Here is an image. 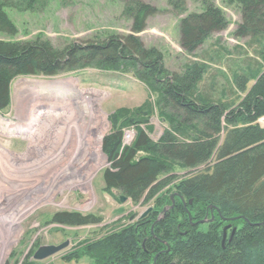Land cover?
I'll return each mask as SVG.
<instances>
[{
	"label": "trees",
	"instance_id": "trees-1",
	"mask_svg": "<svg viewBox=\"0 0 264 264\" xmlns=\"http://www.w3.org/2000/svg\"><path fill=\"white\" fill-rule=\"evenodd\" d=\"M198 1L203 10L186 13L187 0H169L177 15L187 14L180 18V44L188 53L228 26L218 6L210 0ZM229 1L237 3L241 12L235 35L248 38L259 58L241 64L234 74V86L245 93L237 105L200 88L205 62L192 61L182 73L172 72L158 50L144 45L138 34L158 10L143 0L124 2L123 16L132 22L127 35L63 48L42 37L27 42L0 40V112L10 105L11 84L18 76L52 77L87 67L128 68L155 94L159 114L169 124L159 141L138 130L136 140L126 146L123 128L114 123L103 140L111 166L103 179L105 192L114 196L117 191L137 203L149 202L175 186L174 206L158 219L159 207L173 202L167 197L166 204L157 205L135 224L87 243L82 254L71 253L68 260L85 254L95 264H152L153 260L154 264H264V127L258 122L264 117V0ZM9 2L0 0V33L14 36L18 30L6 12ZM19 2L27 7L47 4V0ZM251 81L254 84L247 89ZM149 108L153 106L146 102L132 111L121 109L116 116L141 124L147 122L141 116ZM140 152L146 155L137 157ZM176 168L187 172L180 176ZM91 218L78 213L55 217L72 224Z\"/></svg>",
	"mask_w": 264,
	"mask_h": 264
},
{
	"label": "rangeland",
	"instance_id": "rangeland-1",
	"mask_svg": "<svg viewBox=\"0 0 264 264\" xmlns=\"http://www.w3.org/2000/svg\"><path fill=\"white\" fill-rule=\"evenodd\" d=\"M143 1L158 10L138 34L144 45L158 50L165 68L172 72L182 73L184 65L192 61L205 62L200 88L237 105L245 93L234 86V74L241 64L259 62L249 39L235 35L241 22L237 3L210 0L222 10L228 26L188 53L180 44V18L202 11V1L187 0L183 16L175 13L169 0ZM124 2L47 0L44 6L27 7L19 0H10L6 12L18 32L14 36L0 33V40L27 42L42 37L63 48L127 35L132 22L123 16ZM253 84L248 83L247 89ZM146 102L153 106L141 116L148 118L147 122L132 124L127 123L126 116L117 118L119 110L132 111ZM155 102V94L128 68L113 71L87 67L52 77L18 76L12 81L10 105L0 112V264H95L85 254L71 261L66 257L82 254L87 243L135 224L149 209L166 204L167 197L173 202L159 207L162 212L158 219L174 206L175 186L149 202L138 203L131 199L122 202L117 191H113L114 196L104 191V172L111 167L103 152L105 136L116 123L123 128L126 146L133 144L138 130L159 141L169 124ZM258 122L264 127V117ZM101 133L99 145L96 137ZM98 145L103 155L101 165L90 175V190L67 186L71 178L83 175L86 160L98 157ZM145 155L140 152L137 157ZM175 172L184 176L187 171L176 168ZM57 180L63 181L59 185ZM61 213L92 218L75 224L59 222L55 217ZM207 227L204 224L202 229ZM67 240L70 245L60 253L42 261L33 258L40 246Z\"/></svg>",
	"mask_w": 264,
	"mask_h": 264
},
{
	"label": "bare ground",
	"instance_id": "bare-ground-1",
	"mask_svg": "<svg viewBox=\"0 0 264 264\" xmlns=\"http://www.w3.org/2000/svg\"><path fill=\"white\" fill-rule=\"evenodd\" d=\"M29 85H33L32 82H28ZM31 83V84H30ZM36 83V82H35ZM54 84V83H53ZM103 133V132H102ZM102 133L96 137V142L100 145L101 144V138H102ZM99 145L97 146V150L99 152L98 154V157H92L91 160H86L85 162H87L85 164V168L83 169V175L80 177V178H71L69 181H67V186H75V187H80V188H84L86 189L87 191L90 190V186H89V178H90V175L93 173L92 170L96 169L98 167V165H101V160L102 159V153H101V149L99 147ZM44 157V156H43ZM50 158V157H49ZM89 159V158H88ZM39 161V160H38ZM41 161V160H40ZM83 163V162H82ZM40 164V163H39ZM42 164V163H41ZM84 165V164H83ZM82 171V170H81ZM75 175V174H74ZM73 175V176H74ZM72 176V174L70 175ZM61 181L63 180H57L55 181V183L59 184L61 183ZM63 184V183H62ZM71 184H74V185H71ZM55 188H57L58 186L55 184L54 186ZM66 187V186H64ZM61 188V187H60ZM52 189V188H51ZM91 192V191H90ZM45 193V192H44ZM31 198V197H30ZM225 230V229H224ZM234 234V231L232 232V235ZM17 235V234H16ZM227 237V234H226V231L224 233V240L226 239ZM18 239V238H17ZM223 240V241H224ZM12 242V241H11ZM10 242V243H11ZM5 253V252H4Z\"/></svg>",
	"mask_w": 264,
	"mask_h": 264
},
{
	"label": "water",
	"instance_id": "water-1",
	"mask_svg": "<svg viewBox=\"0 0 264 264\" xmlns=\"http://www.w3.org/2000/svg\"><path fill=\"white\" fill-rule=\"evenodd\" d=\"M126 200H128V198L125 195L121 196V201L125 202ZM151 211V209L148 210V212H146L145 214H143V216H146L147 213H149ZM236 219V218H234ZM233 219V220H234ZM205 221L203 220L201 223H204ZM229 228V226H227L224 230L225 231ZM225 241V240H224ZM223 241V243H224ZM70 245V241L67 240L59 245H43L40 246L39 249L35 252L33 258L37 261H42L45 260L49 257H52L58 253H60L61 251L65 250L68 246Z\"/></svg>",
	"mask_w": 264,
	"mask_h": 264
}]
</instances>
